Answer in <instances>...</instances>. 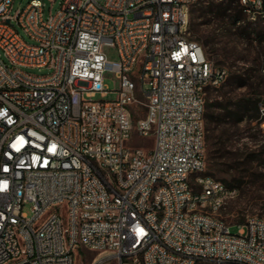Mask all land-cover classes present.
I'll return each mask as SVG.
<instances>
[{
  "label": "built area",
  "instance_id": "2783aa9c",
  "mask_svg": "<svg viewBox=\"0 0 264 264\" xmlns=\"http://www.w3.org/2000/svg\"><path fill=\"white\" fill-rule=\"evenodd\" d=\"M199 1L63 0L45 17L42 0L14 15L0 0V264L80 249L90 264H264V217L233 234L220 213L237 190L206 173L207 91L229 69L191 37ZM239 4L264 25V0Z\"/></svg>",
  "mask_w": 264,
  "mask_h": 264
},
{
  "label": "rangeland",
  "instance_id": "374dc122",
  "mask_svg": "<svg viewBox=\"0 0 264 264\" xmlns=\"http://www.w3.org/2000/svg\"><path fill=\"white\" fill-rule=\"evenodd\" d=\"M32 0H14L12 5L13 15L24 10ZM45 4V17L54 15L60 9L63 0H42ZM231 6L230 9L228 7ZM234 8L241 10L239 0H200L190 12V33L194 41L198 42L205 50L209 60L216 66L229 69L226 81L217 88L207 91L206 105L212 107L206 112L212 115V121L205 119L206 137V173L225 183L228 187L237 190L236 198L230 200L221 211L220 216L231 226V232L236 234V224L244 223L250 217H264V116L261 107H264V84L259 88L251 89L238 84L233 76L242 75L250 81L258 82L259 69L264 68V25L251 23L241 11L242 19L234 23ZM104 53L109 60H118L117 50L105 46ZM33 73L42 74L38 70ZM44 72V71H43ZM257 77V78H256ZM105 84L109 90L119 88L120 81L111 72L105 74ZM148 89L147 85L143 86ZM258 93H262L261 95ZM116 98L114 93H109L103 99L111 101ZM253 98L259 102V116L257 119L234 122L238 114L231 113L226 125V132L221 134L217 116L221 113L218 108L227 106L229 111L236 112L237 105L242 99ZM223 103V106L219 104ZM213 106H216L213 107ZM218 106V107H217ZM134 124L146 114V109L141 105L134 106ZM253 113H249L251 116ZM135 145L146 149L153 147L154 138L134 135ZM221 142L225 150L220 151ZM216 156L224 157L209 161V151ZM31 204L24 206V212L29 216ZM102 255L103 264H117L111 258ZM96 254L80 249L75 255V264H90ZM124 264H129L124 262Z\"/></svg>",
  "mask_w": 264,
  "mask_h": 264
},
{
  "label": "trees",
  "instance_id": "16d2710c",
  "mask_svg": "<svg viewBox=\"0 0 264 264\" xmlns=\"http://www.w3.org/2000/svg\"><path fill=\"white\" fill-rule=\"evenodd\" d=\"M239 7L241 8L240 4ZM231 6L228 7V9H230ZM232 9V8H231ZM235 14H234V23L237 24L240 22V20L242 19V8L241 10L234 8ZM243 12V11H242ZM264 69V68H263ZM263 69H259V73H258V78L260 81L258 82V84H256V82H252L250 81V79H252V77L249 78H244L242 75H236L233 76V78L235 79V81L238 84H241L243 86H247L251 89L254 88H259L262 84H264V75L262 73ZM258 94H262V93H258ZM220 106H223V103L219 104ZM211 105L207 104L206 108H205V119L207 121H212V115L210 114V112H206V109H208V111H210L211 109ZM216 108V106H213ZM218 107V106H217ZM230 108H228L227 106H223L221 108H218L219 111H221L220 114H218L217 119H218V125L219 127H221V134H224L226 132V125H229L230 123L227 122L228 119H231V113L233 114H238V117L235 118L234 122H240L243 120H252V119H257L259 116V111H260V107H259V102L255 101L253 98H249V99H242L240 100L239 104L237 105V111L236 112H231L229 111ZM249 113H253L251 116H249ZM207 132H209V129H206ZM208 140H211L212 137L210 135H208L206 137ZM225 144L223 142H221V147L219 148L220 151L225 150ZM218 157L222 158L224 157L223 155L221 156H216L215 152H213L212 150L209 151V161H214L216 159H218ZM209 176H212L210 174H208Z\"/></svg>",
  "mask_w": 264,
  "mask_h": 264
}]
</instances>
